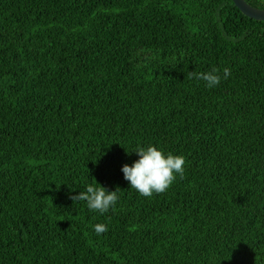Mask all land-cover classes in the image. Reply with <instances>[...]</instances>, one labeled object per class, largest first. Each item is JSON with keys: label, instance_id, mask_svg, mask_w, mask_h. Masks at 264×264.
I'll list each match as a JSON object with an SVG mask.
<instances>
[{"label": "trees", "instance_id": "trees-1", "mask_svg": "<svg viewBox=\"0 0 264 264\" xmlns=\"http://www.w3.org/2000/svg\"><path fill=\"white\" fill-rule=\"evenodd\" d=\"M225 67L211 89L192 75ZM149 144L186 163L143 197L121 167ZM96 182L119 194L104 214L72 198ZM0 264H264V20L234 0H0Z\"/></svg>", "mask_w": 264, "mask_h": 264}, {"label": "clouds", "instance_id": "clouds-1", "mask_svg": "<svg viewBox=\"0 0 264 264\" xmlns=\"http://www.w3.org/2000/svg\"><path fill=\"white\" fill-rule=\"evenodd\" d=\"M230 74V69L225 67L222 75L216 68L192 75L196 80L204 81L205 86L211 89L218 86L222 79H227ZM132 152L137 154L138 159L130 165L127 163L122 165L121 171L124 179L129 182V187L143 197H152L153 194L165 192L177 175L184 174L186 161L183 155L165 153L163 149L153 144L138 145ZM72 198L75 201H84L90 211L104 214L115 208L119 194L117 188L110 191L96 182L87 184L84 191H79ZM93 228L97 235L109 230L104 223H97Z\"/></svg>", "mask_w": 264, "mask_h": 264}, {"label": "water", "instance_id": "water-1", "mask_svg": "<svg viewBox=\"0 0 264 264\" xmlns=\"http://www.w3.org/2000/svg\"><path fill=\"white\" fill-rule=\"evenodd\" d=\"M236 5L249 17L264 20V10L248 4L245 0H234Z\"/></svg>", "mask_w": 264, "mask_h": 264}, {"label": "rangeland", "instance_id": "rangeland-1", "mask_svg": "<svg viewBox=\"0 0 264 264\" xmlns=\"http://www.w3.org/2000/svg\"><path fill=\"white\" fill-rule=\"evenodd\" d=\"M255 19V18H254Z\"/></svg>", "mask_w": 264, "mask_h": 264}]
</instances>
